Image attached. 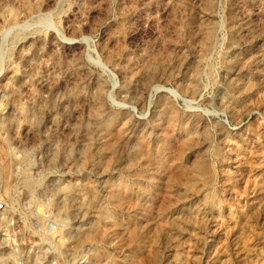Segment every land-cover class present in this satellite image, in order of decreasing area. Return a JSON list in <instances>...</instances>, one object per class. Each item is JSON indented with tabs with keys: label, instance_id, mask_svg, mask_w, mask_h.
Segmentation results:
<instances>
[{
	"label": "rangeland",
	"instance_id": "rangeland-1",
	"mask_svg": "<svg viewBox=\"0 0 264 264\" xmlns=\"http://www.w3.org/2000/svg\"><path fill=\"white\" fill-rule=\"evenodd\" d=\"M0 264H264V0H0Z\"/></svg>",
	"mask_w": 264,
	"mask_h": 264
},
{
	"label": "built area",
	"instance_id": "built-area-1",
	"mask_svg": "<svg viewBox=\"0 0 264 264\" xmlns=\"http://www.w3.org/2000/svg\"><path fill=\"white\" fill-rule=\"evenodd\" d=\"M6 210V205L4 203V201L0 198V219L3 215V213L5 212Z\"/></svg>",
	"mask_w": 264,
	"mask_h": 264
}]
</instances>
